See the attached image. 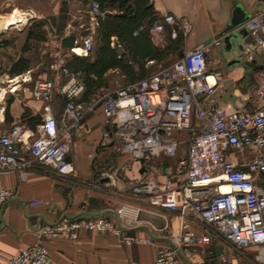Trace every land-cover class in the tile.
I'll return each mask as SVG.
<instances>
[{"label":"built area","instance_id":"built-area-1","mask_svg":"<svg viewBox=\"0 0 264 264\" xmlns=\"http://www.w3.org/2000/svg\"><path fill=\"white\" fill-rule=\"evenodd\" d=\"M90 15L98 26L99 3H91ZM244 26L253 38L245 58L256 60V54L264 56V13ZM167 27L176 40L179 35L187 36L193 24L167 14L150 33L161 34ZM82 42L71 53L87 57L94 49L93 38L87 36ZM223 46L222 37L199 45L149 77L99 92L87 103L80 102L85 86L68 69L69 54L61 41H51L44 50L50 79L11 78L9 67L0 64L4 103L8 95L19 98L18 87L33 80L31 98L44 104L40 123L29 136L23 134L24 124L10 131L0 128V173H14L26 181L39 166L45 174L74 184L76 167L71 154L75 140L84 137L88 118L101 109L104 126L117 127L116 132L106 130L103 145L116 146L118 152L145 167L157 162L165 176L164 182L141 180L130 185L141 192L149 207L178 218V228L165 231L166 243L158 247L155 264H190L196 254L205 255L210 263L217 259L229 264L231 255H240L250 264H264V69L251 110L239 112L218 106L216 88L222 74L210 69L213 61L209 53ZM3 48L0 39V63ZM55 92L66 101L59 119L50 108ZM183 132L189 136L187 142L174 137ZM183 144L187 147L180 156ZM231 155L249 159L238 165L229 159ZM15 198L13 189L0 185V211ZM48 204L44 200L28 202L31 208ZM135 227L133 221H116L107 215L63 216L41 225L36 241L4 264H49L50 241H77L82 232L110 235L127 248L154 243L152 238L142 239L133 233ZM250 249L255 254L248 258L244 253Z\"/></svg>","mask_w":264,"mask_h":264},{"label":"crops","instance_id":"crops-1","mask_svg":"<svg viewBox=\"0 0 264 264\" xmlns=\"http://www.w3.org/2000/svg\"><path fill=\"white\" fill-rule=\"evenodd\" d=\"M109 1V6H105L102 11L101 20L123 14L117 6H111L112 0ZM133 1L130 0V3ZM146 1L158 20L167 14H173L193 24L192 31L187 36L182 34L178 42L171 38L170 27L161 34L150 33L152 46L158 52L159 58L149 61L147 66H170L182 58L185 52L220 38L221 32L231 22L236 5H240L252 17L264 13V2L261 0ZM65 2L71 17L68 31L77 37L76 45L82 43L87 36L94 37L98 27H87L89 34L84 37H79V28L76 29L89 26L86 18L90 16L93 0H0V39L4 45L0 64L9 67L8 72L11 66L21 59H28L32 65L31 69L19 76H23L24 80L29 77L34 80L38 75L45 77L43 70L48 57L44 50L52 39L46 36L45 42L32 41V49L24 51L31 20L52 19L58 23ZM11 18H15L17 25L11 22ZM147 25L148 22L145 21L143 28ZM250 41L253 42L252 37ZM119 47L121 48L118 46L117 50ZM161 57L164 59L159 61ZM209 59L213 61L210 69L222 74L216 88L217 105L239 112L251 110L254 91L261 80L263 70L255 71L233 64L234 56L225 52V46L213 48ZM255 59L258 65H262L264 56L256 54ZM33 80L18 87L21 90L19 98L8 95L4 103L1 94L0 128L3 131H10L14 126L24 124L22 116L26 109L41 120L40 114L44 104L31 98ZM60 99V93L55 92L50 105L52 115L58 119L65 107ZM8 108L10 121L6 120ZM86 126L84 137L75 140L71 154V160L76 167L74 184L45 174V169L39 166L26 181H21L14 173H0V185L16 192V198L0 211V264L32 245L41 225L54 223L63 216L84 218L107 215L116 221L124 218L135 222L133 233L142 239L152 238L154 243L127 248L110 235L82 232L77 241H50L49 264H155L158 247L166 243L165 231L167 228H178L176 214L149 207L145 198L139 194L141 192L130 188V185L141 180L147 182L155 179L164 182L165 176L160 171V164L154 162L145 167L129 155L118 152L116 146H104L106 127L101 109L88 118ZM32 132L33 129L24 124L25 137ZM229 159L241 165L249 158L231 155ZM37 200H44L49 204L35 208L28 205V202ZM244 254L250 258L254 256L255 250H247ZM231 256L229 264H250L240 255ZM190 264L221 263L217 259L216 263H210L205 255L196 254Z\"/></svg>","mask_w":264,"mask_h":264},{"label":"trees","instance_id":"trees-1","mask_svg":"<svg viewBox=\"0 0 264 264\" xmlns=\"http://www.w3.org/2000/svg\"><path fill=\"white\" fill-rule=\"evenodd\" d=\"M93 1L100 4L101 11L105 9V6L107 7L109 6L108 4H110L109 0ZM111 6H117L123 14L99 20L97 28V41L99 47L96 49L94 56H92L94 49L87 57H81L71 53V49L74 48L77 43V37L74 35L63 37L61 41L65 52L69 54L67 58L68 69L78 76L85 86L84 93L80 100L81 103L89 102L95 95L101 92L96 85L97 78L106 71L127 68L129 75H131V81L127 80L129 82H127V85L145 79L157 71H150L149 73L145 71L146 74L144 77H139L137 79L133 76V73L136 74L138 70H142L145 65L147 66L149 61L159 58L158 52L152 46L149 32L150 28L154 26L158 19L154 11L151 10V7L148 6L147 1L134 0L130 3V0H112ZM69 20L67 2H65L62 15L60 16V23L58 22L56 27L58 33L63 32ZM145 21L148 22V25L146 28H143ZM42 26L43 24L39 23L29 28L28 40L24 51H30L32 49V41H46V35L44 31H42ZM180 36L181 35H179L175 41L178 42ZM114 39L117 40L118 46H121L123 49V53H118V46H113ZM47 66L48 59L46 60V67L43 70L45 77L38 75V79H50ZM31 67L30 60L21 59L11 66L9 74L18 72L20 73L18 75H21V73L29 71ZM153 67L154 66H150V70L153 69ZM136 68H138V70H136ZM7 69L8 68H5V71ZM1 72L2 70L0 74ZM18 75L15 74V76ZM60 101L62 104L66 102L62 96ZM6 120H11L9 108L6 111ZM22 122L33 130H35L36 126L40 123L39 118L34 117L28 109L25 110L22 116Z\"/></svg>","mask_w":264,"mask_h":264},{"label":"rangeland","instance_id":"rangeland-1","mask_svg":"<svg viewBox=\"0 0 264 264\" xmlns=\"http://www.w3.org/2000/svg\"><path fill=\"white\" fill-rule=\"evenodd\" d=\"M62 15V14H61ZM103 15V13H102V11H101V16H100V19L103 17L102 16ZM69 16V15H68ZM70 17V16H69ZM88 18H86L88 21H89V26L87 25L86 27H84L83 29L81 28V27H76V29H78V31H79V33H77V34H79V37H84V36H86V35H88L89 34V32H88V28L87 27H98V26H96V25H94L93 24V22H92V18H91V15L89 16H87ZM59 23H60V17H59ZM71 21V17H70V20H69V22ZM39 23H42L43 24V26H42V31H44V34L46 35V36H48L49 37V39H52L51 41H57V40H61L63 37H65V36H72V35H74V34H72V33H69V31H68V28H69V25L71 24V23H69L67 26H66V28L63 30V32L62 33H58V31H57V24L58 23H56L55 21L53 22L52 21V19H50V20H48V19H38V18H33L32 20H31V26H33V25H35V24H39ZM88 23V22H87ZM72 29V28H71ZM70 29V30H71ZM97 36H98V34H96L94 37H92L93 38V43H94V51H93V53H92V56H94L95 54V51H96V49L99 47V43H98V41H97ZM117 40H113V46L114 47H117L118 46V44H117V42H116ZM120 41H121V39H120ZM123 44V43H122ZM83 45V42L81 43H79V45L78 46H82ZM127 46H128V44H127ZM162 58V57H161ZM160 58V59H161ZM164 58H165V56H164ZM164 58H162L161 60L159 59V61H162ZM158 61V62H159ZM160 67H158V66H154L153 67V69H151L150 70V66H144V68L142 69V70H138L137 72H136V74L135 73H133V76L134 77H136V79L137 78H139V77H144V75L146 74V72L145 71H147L148 73L150 72V71H155V70H158ZM25 73V72H24ZM24 73H21V75L22 74H24ZM15 74H20V73H15ZM15 74H10V77L12 78V77H14L15 76ZM19 76V75H18ZM130 76L131 75H129V73H128V69L127 68H125V69H123V68H121V69H113V70H110V71H106V72H104L103 74H101L100 75V77L99 78H97V83H96V85L99 87V90L102 92V91H105V90H107V89H109V90H112V89H116V88H118V87H123V86H126L127 85V82L128 81H131L130 80ZM38 79V77H36L35 79H34V81H36ZM128 80V81H127ZM129 83V82H128ZM174 137L175 138H178L179 140H181V141H186L187 142V140H188V138H189V136L187 135V133L186 132H183V133H176L175 135H174ZM186 147H187V144H183L182 145V150H181V152H180V156H183L184 155V151H185V149H186ZM179 156V157H180ZM169 163L170 164H174V161H169ZM100 173V172H99ZM100 174H102V173H100Z\"/></svg>","mask_w":264,"mask_h":264},{"label":"water","instance_id":"water-1","mask_svg":"<svg viewBox=\"0 0 264 264\" xmlns=\"http://www.w3.org/2000/svg\"><path fill=\"white\" fill-rule=\"evenodd\" d=\"M261 1L264 2V0ZM251 18L252 15L245 11L240 5L234 6L231 22L221 32L220 37L224 40L225 52L234 56L232 61L233 64H238L245 69L250 68L255 71H261L264 69L263 65H258L256 60L249 61L245 58L246 49L253 46V42L250 41L251 37L249 30L244 26ZM118 52H122L120 47L118 48ZM183 56L184 54L181 57ZM106 130L108 132H116L117 127L114 124L112 127L107 126Z\"/></svg>","mask_w":264,"mask_h":264},{"label":"bare ground","instance_id":"bare-ground-1","mask_svg":"<svg viewBox=\"0 0 264 264\" xmlns=\"http://www.w3.org/2000/svg\"><path fill=\"white\" fill-rule=\"evenodd\" d=\"M11 19H12V18H11ZM22 20H23V19H22ZM11 22L14 23V24L17 23L16 20H15V18L12 19ZM12 23H11V24H12ZM12 25H13V24H12ZM16 25H17V24H16ZM80 51H81V50H79V49L77 50V52H80ZM21 79H23V77H22ZM0 98H1V97H0ZM27 135H29V134H27ZM229 190H230L229 188H225V189H224V191H226V192H229Z\"/></svg>","mask_w":264,"mask_h":264}]
</instances>
